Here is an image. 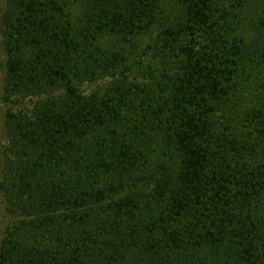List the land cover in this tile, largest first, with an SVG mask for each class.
<instances>
[{
  "label": "trees",
  "instance_id": "16d2710c",
  "mask_svg": "<svg viewBox=\"0 0 264 264\" xmlns=\"http://www.w3.org/2000/svg\"><path fill=\"white\" fill-rule=\"evenodd\" d=\"M179 1L187 22L168 24L166 41L212 29L214 0ZM10 2L17 41L22 29L51 30L64 63L44 84L57 95L26 80L20 48L7 63L0 102L26 90L36 101L0 110V264H264V161L251 167L244 142L213 123L214 57L201 53L163 100L151 84L117 75L120 53L100 47L106 19L130 41L134 16L119 0H84L78 28L64 0ZM230 55L239 60L242 47ZM103 78L102 91L79 90L78 81ZM261 106L251 117L264 137Z\"/></svg>",
  "mask_w": 264,
  "mask_h": 264
},
{
  "label": "rangeland",
  "instance_id": "374dc122",
  "mask_svg": "<svg viewBox=\"0 0 264 264\" xmlns=\"http://www.w3.org/2000/svg\"><path fill=\"white\" fill-rule=\"evenodd\" d=\"M64 1L73 27L78 28L81 20L84 22L85 19L82 18L84 0ZM150 3L153 4L152 10L149 12L151 7H146V11L150 13L152 21L151 18H144L136 22L138 11L143 9L144 4ZM119 5L122 15L125 11H132L134 16L130 41L124 42L120 33H109L112 23L107 19V32L99 39L101 48L120 53L122 61L119 63L122 65L119 64L116 74H128L129 79L151 84L161 99L167 100L181 84L179 78L182 72L191 69L200 54L207 51L216 61L209 73L220 80V93L212 104L215 110L213 123L221 131L233 133L242 140L245 147L241 149V153L251 158L252 164H255L251 167L259 168V163L264 161V137L258 135V125L251 114L264 103V19L261 18L264 15V0H214L212 11L215 23L212 29L193 31V34L186 32L175 39L167 38V41L163 30L168 24L184 25L187 22L184 6L179 0H119ZM112 6L108 9V17ZM12 8L10 0H0V90L8 93L6 88L10 89L7 63L11 56L19 55L14 52L17 51L16 48H20L25 53L26 80L33 79V84L41 88L40 93L57 95L59 91L55 86L46 87L44 84L46 79L49 80V75H56L63 66L61 54L57 55L61 44L51 30H41L30 35L25 33L27 29H22V41H17L21 38V27L15 22ZM234 38L238 40L235 41ZM236 43L242 47L243 52L239 60H235L238 55H230ZM208 45L211 46L207 48ZM181 47L192 48L191 54L182 52ZM50 50L55 54L50 55ZM228 59L235 61L229 63L226 61ZM127 65L131 70L126 73L122 68ZM108 80L109 78L93 82L82 80L77 83L79 90L88 94L102 91ZM31 92L33 91L26 90L22 93L23 97L6 94L8 100L0 102V110L10 106L9 102L13 100L16 101V107L30 109L36 101V97L28 96ZM171 107L172 105L168 110ZM261 108L264 111V107ZM1 221L0 212V226Z\"/></svg>",
  "mask_w": 264,
  "mask_h": 264
}]
</instances>
